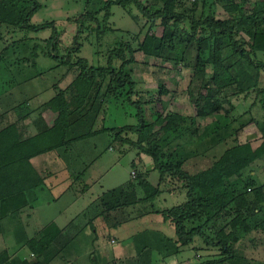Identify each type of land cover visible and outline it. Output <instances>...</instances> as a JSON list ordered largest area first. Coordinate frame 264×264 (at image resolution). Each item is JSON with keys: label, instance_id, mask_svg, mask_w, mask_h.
Returning a JSON list of instances; mask_svg holds the SVG:
<instances>
[{"label": "rangeland", "instance_id": "374dc122", "mask_svg": "<svg viewBox=\"0 0 264 264\" xmlns=\"http://www.w3.org/2000/svg\"><path fill=\"white\" fill-rule=\"evenodd\" d=\"M37 1L41 6L31 17V23L54 22L59 55L65 57L61 59L64 61L67 53L62 46L72 45L76 34V18L84 13L89 0ZM140 1L145 5H153V9L158 8L155 0ZM92 2L94 9L98 10L93 15L101 22L104 11L102 8L106 0ZM131 8V13H128L117 4L111 5L107 23L111 30L104 34L98 33L96 21L85 19L84 29L79 36L82 46L79 51L71 53L72 62L83 58L87 60L88 65L107 66L109 51L120 48L122 43L129 44L135 52V61L127 67L135 82L130 95L131 100L128 101L126 95L110 99L95 113L92 123L78 126V129L74 130L75 133L65 137L63 144L61 142L53 149L37 152L32 156L34 159L30 156L32 167L44 181L50 183L51 177L62 180V172L67 167L65 171L67 179L63 180L68 182L71 173L74 181L70 184L71 187H66L62 180L60 182L62 185L52 182L54 185L52 188L43 184L28 190L26 205L1 219L0 257L4 254L7 256L3 264H21L22 261H28L29 264L31 260L35 261L26 242L34 238L38 240L43 235L41 231L47 224L44 225L42 217L49 216L50 213L59 214L62 210H59L57 199L65 187L69 188L68 191H74L76 195H81L82 189H90L87 197L89 201H86L87 205L83 203V206L86 205L83 210L80 206L75 209L69 208V214L64 220L65 232H60L40 255V260L46 261L47 264H199L223 257L220 245L211 246L198 236L191 244L180 246L177 251L170 242H166L165 237H174V229L163 220L159 212L185 201V191L180 189L181 184L168 180L158 183L159 174L154 170L153 160L149 155L129 142L114 139V133L100 130L104 127L136 125L139 122L135 116L138 110L146 120L149 134V138L143 142L144 145L156 144L165 152L179 151L183 156H187L191 150L190 152L181 150L180 145L196 142L197 134L202 127L220 117L232 121V127L241 126L238 132L240 142L250 141L253 147H257L261 135L253 118L260 119L264 114L258 103L260 98L255 100L256 104L249 111L248 107L255 97L253 91L246 98L239 95L228 100H224L219 94L213 95L211 87L225 88L231 84V76L220 65L221 62L227 64L228 58L230 62L235 60L227 38H216L217 40L213 42L209 39L208 27L205 24L201 25L198 28L199 37H207V44H213L215 47L214 63L208 61L209 46L198 50V43L192 42L185 50L182 60L176 66H171V62L163 63L158 55L162 32L160 19L153 24L151 19L144 17L135 7ZM239 9L244 16L253 17L252 21L244 20L239 27L241 42L244 41L245 48L248 49L246 42L251 41L249 32L252 33L256 27L264 29V0H207L204 5L202 3L193 5L181 0L177 11L189 17L180 23L181 27L189 31L191 17L197 20L210 13L227 25L237 24L240 18ZM50 33L49 28L27 32L0 25V90L3 89L2 94L12 91L9 86L16 81L20 85L18 88L15 87L13 93L23 95L20 97L22 101L20 100L16 107L19 114L14 111L4 114L7 110L6 104L0 103V131L8 125H14V133H17L20 142L17 146H11L0 153L2 164L28 156L30 152H22V147H26L25 143H28L27 147H34L36 140L45 141L44 145L37 143L35 152L38 151V145L41 148L57 145V142L53 138L50 140V136L44 135V132L43 135L37 134L56 124L57 108L48 102L54 99L60 90L67 89L79 73V64L74 67L67 63L56 66L53 59L45 56L43 51H49L50 48L46 43ZM258 36L261 37L255 45L253 58L257 62H264V35ZM174 52L177 56L179 51ZM126 54L129 57V53ZM119 64L120 60L114 61L116 69ZM202 78L210 79V86L202 87L200 85ZM242 80L246 87H252L256 81L263 88L264 72L248 68ZM28 81L32 87L26 86ZM107 82L108 80L103 84V89ZM162 88L166 93H162ZM35 90L38 95L30 98L29 93ZM217 97L219 102L216 100ZM82 108L71 112L68 118L70 123L80 112L81 115L90 113L92 116L98 107L87 104ZM181 126L186 130L177 133L174 128ZM97 130L100 133L96 134ZM79 135L82 137L68 141L71 137ZM123 137L132 141L137 140V135L131 132L124 133ZM34 149L29 150L32 152ZM260 151L261 158L245 167L240 176L230 184L236 183L237 188L242 189L246 181L252 178L257 182L256 186H264V145ZM75 156L76 163L72 164L70 158ZM60 163H63L61 167ZM142 173L161 191L153 201L136 203L100 214L99 199L104 192L113 188L121 191L125 184L141 180L139 177ZM101 186L103 191L100 190ZM55 187L58 189H54ZM137 188L138 196L142 197L143 191L140 186ZM253 188L254 186H250V189ZM246 190L247 196L252 198V190L247 188ZM69 193L66 192L67 195H70ZM67 197L63 198V201ZM48 200L53 203L52 206L44 207L47 206ZM89 207L91 209L88 211ZM62 215L61 213L60 216ZM230 218L223 215L210 220L204 225L205 234L213 238L216 231L221 237L227 238L234 232L237 238L232 248L235 257L241 255L251 264H264V233L257 228H251L249 231L242 228L233 230L228 224ZM207 227H211L212 230ZM157 233L165 236L160 244ZM17 239L20 240L19 245L15 243ZM221 264L230 263L225 261Z\"/></svg>", "mask_w": 264, "mask_h": 264}, {"label": "trees", "instance_id": "16d2710c", "mask_svg": "<svg viewBox=\"0 0 264 264\" xmlns=\"http://www.w3.org/2000/svg\"><path fill=\"white\" fill-rule=\"evenodd\" d=\"M155 2L158 5L157 9H153L151 4H143L140 0H106L102 8L104 11L100 22L93 15L98 10L94 9L92 0L87 1L84 13L80 14L79 18H76V34L72 45L70 47L60 45L67 53L66 60L62 61L65 57L59 55L58 36L54 22L31 23V17L41 6L37 0H0V25H7L19 31L25 30L27 32H38L49 28L51 33L46 43L50 48L49 51H43L46 54L45 56L53 59L57 64L56 66L67 63L70 67H74L77 63L79 64V73L67 89L60 90L54 99L48 102L49 105L57 108L58 118L56 124L37 134V136L43 135L44 132V135H49V139H54L57 145L38 149L33 154L29 153L28 156H23L10 163L2 164L0 161V224L3 217L20 210L26 205V192L28 190L44 184L43 178L32 167L30 156L32 157L39 151L50 150L59 146L67 135L75 133L74 130L78 126H82L84 123H92L95 113L110 99H118L126 95L127 100H131L130 95L135 82L131 78L127 67L135 61V52L129 44L122 43L120 48L110 50L107 66L88 65L87 60L83 58L72 62L71 53L79 51L82 46L79 36L84 29V20L92 19V21H96L98 23L96 29L99 34L110 31L111 28L107 23L111 14L110 6L113 4L121 6L128 13H131V7H135L144 17L151 19L153 24H155L157 19H160L159 25L162 27V32L158 45V55L163 63L166 62L168 64V62H171V66H176L182 60L185 50L192 42L198 43V50H203L204 46H209L208 61L214 63L215 47L213 44H207V37H199L198 28L201 25L205 24L208 27L210 30L209 39H212L213 42L218 38H227L235 60L230 62V58H228L227 64L221 62L220 65L231 76V84L225 88L211 87L213 95L219 94L221 98L228 100L239 95L246 98L253 91L255 92L254 101L249 105L248 110L251 111L256 104L255 100L260 98L258 103H260V107L264 111V87L259 86L256 81L252 87H246L242 80V76L248 68H252L256 72H264V62H257L253 58L255 45L260 41L259 37H261L258 35H264V29L256 27L252 33L249 32L248 35H251V41L246 42L248 49L245 48V42H241L240 38L239 27L242 26L244 20L252 21L253 17L244 16L241 9L238 10L240 18L237 20V24L234 25L223 23L211 13L197 20L191 17L188 31L180 26V23L189 19L187 15L177 11L181 0H155ZM206 2L207 0H198L189 3L193 5L202 3L204 5ZM175 50L179 51L177 56L175 55ZM126 53H129V57ZM115 60H120L118 69L114 66ZM106 80L108 82L103 89V84ZM200 85L202 87L210 86V79L202 78ZM67 91H69L68 94L66 93ZM161 91L166 93L163 88ZM216 100L219 102L218 97ZM89 103L98 107L94 114L92 116H90V113L81 115V112H78L77 118L75 116L70 123L68 118L71 112L73 110H82V107H86L87 104L90 106L91 104ZM137 105H140V103H137ZM135 116L139 120L136 125L104 127L100 131L112 132L114 133V139L129 142L149 155L153 160L154 170L159 174L158 183L167 180L171 183H179L181 184L180 189L185 191L186 199L182 204L159 212L163 220L167 221L174 229L173 238L157 233L159 244L160 241H164L163 237H165L166 242H170L175 247V251H177L180 246L191 244L194 238L198 236L211 246L220 245L223 253L221 259L207 260L199 264H221L225 261L230 264H242V262L251 264L247 258H243L241 255L235 257L232 248L237 238L234 232L227 238H223L215 231V236L212 238L205 234L204 225L215 217L225 215L231 217L228 224L233 230L242 228L244 231H249L251 228H257L264 233V186H256L257 182L252 178L250 181H246L242 189H238L236 183L230 184L232 180L240 176L241 171L245 167L256 159L261 158L260 149L264 145V114L260 119L253 118L261 135L260 144L257 147H253L250 141L243 143L239 141L238 132L241 126L232 127V121L228 118L217 117L202 127V130L197 134L196 142L180 145L181 150L188 152L191 150V153L187 156H183L179 151L165 152L162 147L156 144L152 146L144 145L143 142L149 138L146 129L147 123L140 111L137 110ZM174 129L177 133L186 130L182 126ZM14 130V125H8L0 131V153L20 143ZM98 131H95V133ZM126 132L136 134L137 140L125 139L123 134ZM81 137L80 135L71 137L68 141ZM145 176L142 173L139 177L141 180L125 184L121 191L113 188L104 192L99 199L100 214L117 208H125L136 203L153 201L161 191L152 185ZM137 186H140L143 191L142 197L138 196L139 190ZM250 186H254V188L250 189ZM246 188L252 190V198L247 196ZM128 189L131 190L129 191ZM94 206L96 207V205ZM90 209L91 207L88 208V211ZM207 228L212 230L211 227ZM60 232L62 230L56 224L49 223L41 231L43 235L38 240L34 238L26 242L35 259V261H29V264H47L46 261L40 260V255L48 244L55 237H58ZM0 258V264H3L7 256L4 254ZM21 264H28V261H22Z\"/></svg>", "mask_w": 264, "mask_h": 264}, {"label": "crops", "instance_id": "0c3cea01", "mask_svg": "<svg viewBox=\"0 0 264 264\" xmlns=\"http://www.w3.org/2000/svg\"><path fill=\"white\" fill-rule=\"evenodd\" d=\"M29 82L30 81H28V83L26 84V86H28L29 85ZM16 83V84H15ZM14 85V86H13ZM19 83L18 82H14V83H11V85L9 86V89H11L12 91H10L9 89V91H7L6 93H4V94H2V90H0V94H2V95H0V103H2V104H6V112L4 113V114H8V112H10V111H14L16 114H19L17 111V109H16V107L20 104V102L22 101L21 99H20V97L21 96H23L22 95V93H21V95H20V93H13V91L15 90V87H19ZM29 86H31L32 87V85H29ZM31 89V88H30ZM33 89V88H32ZM34 90V89H33ZM37 92V90H35V91H31L29 94L31 95L30 96V98L33 96H37L38 94L36 93ZM28 94V95H29ZM21 100V101H20ZM39 100V99H38ZM26 104L28 103L27 101L25 102ZM24 103V104H25ZM24 104H23V106H24ZM26 128V127H25ZM98 133H100V132H96V134H98ZM29 142V141H28ZM36 142L37 143H39V145H44L45 144V141H43V140H41V141H38V140H36ZM37 143H34L33 145H34V147H27V146H29V145H27L28 143H25V146L26 147H22V152H30L31 154H33L34 152H35V147H36V145H37ZM39 145H38V149H41V147H39ZM42 148H44V147H42ZM29 149H34V151H30ZM37 149V150H38ZM75 153H77V152H75ZM73 156V155H72ZM33 159H34V157H32ZM76 158V156L75 157H71L70 159H71V162H72V164H75L76 162L74 161V159ZM63 163H65V162H63ZM63 163H60V167L63 165ZM62 164V165H61ZM72 164H70V165H72ZM63 168V167H62ZM66 169H68V167L66 168ZM64 170L62 173H63V178H62V176L60 177V178H62V180L63 179H67V175L65 174V171H67V170ZM70 170V169H69ZM68 170V171H69ZM78 177V176H77ZM74 178L72 177V175H71V173H70V176H69V180H68V182H66V180H63V182H64V184H65V186L66 187H71L70 186V184H73V180ZM62 180H56V177H51V179L49 180L50 181V183H48L47 181H44V186L45 187H48V188H52L54 185H53V183L52 182H55V184H61L60 182L62 181ZM52 185V186H51ZM62 185V184H61ZM103 186V185H102ZM102 186L100 187V190L101 191H103L102 190ZM58 187V186H57ZM57 187H55L54 189H58ZM65 187V189H62L60 192L62 193L63 191V193L58 197V199H57V201H58V207H59V205H60V208H59V210L60 209H62V210H60L59 211V214H58V212L57 213H50V215L48 216H44V217H42L43 219H44V225H46V224H49L50 222H53L54 224H56V226L59 228V229H61L62 231H64V226H65V223H64V220H65V217L69 214L68 213V210H69V208L70 209H75L77 206H80V208L83 210L84 208H85V206L87 205L86 204V201L88 200V198L87 197H89V194H88V192H89V190H86V189H82V194L81 195H76L75 194V192L74 191H68V189ZM50 190V189H49ZM65 190H66V192L68 193V192H70L69 194L70 195H67L66 194V192H65ZM91 191V190H90ZM59 192V193H60ZM183 192V191H182ZM66 196H68L67 197V199L66 200H64L63 201V198H65ZM54 198V197H53ZM55 199V198H54ZM54 199H53V201H54ZM89 201V200H88ZM85 202V204L86 205H84L83 206V203ZM50 203V204H49ZM67 203V204H66ZM52 202H49V200H48V204H47V206L45 205L44 207H51L52 206ZM83 206V207H82ZM63 210H64V212H63ZM65 210H67V212L65 213ZM36 211H37V209H36ZM83 213L85 212V211H82ZM63 214L62 216H60V214ZM75 213V212H74ZM82 213V214H83ZM43 226V225H42ZM65 232V231H64ZM15 243L16 244H18L19 245V243H20V240H16L15 241Z\"/></svg>", "mask_w": 264, "mask_h": 264}, {"label": "built area", "instance_id": "2783aa9c", "mask_svg": "<svg viewBox=\"0 0 264 264\" xmlns=\"http://www.w3.org/2000/svg\"><path fill=\"white\" fill-rule=\"evenodd\" d=\"M188 2H195V1H198V0H186Z\"/></svg>", "mask_w": 264, "mask_h": 264}]
</instances>
